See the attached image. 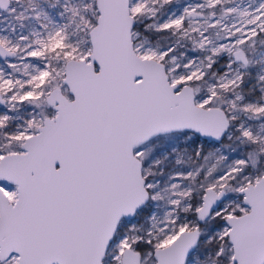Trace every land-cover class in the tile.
Returning a JSON list of instances; mask_svg holds the SVG:
<instances>
[{
  "label": "snow or ice",
  "instance_id": "6c2138e0",
  "mask_svg": "<svg viewBox=\"0 0 264 264\" xmlns=\"http://www.w3.org/2000/svg\"><path fill=\"white\" fill-rule=\"evenodd\" d=\"M0 264H264V0H0Z\"/></svg>",
  "mask_w": 264,
  "mask_h": 264
}]
</instances>
